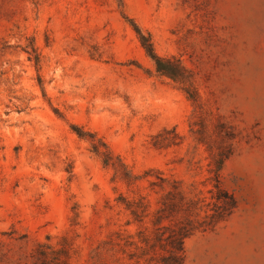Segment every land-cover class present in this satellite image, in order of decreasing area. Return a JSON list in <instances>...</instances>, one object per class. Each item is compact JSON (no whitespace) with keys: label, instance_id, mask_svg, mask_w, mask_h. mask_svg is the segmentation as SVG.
Wrapping results in <instances>:
<instances>
[{"label":"rangeland","instance_id":"obj_1","mask_svg":"<svg viewBox=\"0 0 264 264\" xmlns=\"http://www.w3.org/2000/svg\"><path fill=\"white\" fill-rule=\"evenodd\" d=\"M122 12L157 55L194 73L210 110L238 133L221 175L237 208L185 241L184 264H264V0H123ZM31 42L37 66L25 53ZM191 112L155 75L113 0H0V264H34L38 243L62 237L70 264H92L108 233L136 230L115 205L125 187L72 128L137 176L204 182L209 158L189 133ZM172 129L180 144L155 149L152 138ZM152 180L138 184L142 194Z\"/></svg>","mask_w":264,"mask_h":264},{"label":"trees","instance_id":"obj_2","mask_svg":"<svg viewBox=\"0 0 264 264\" xmlns=\"http://www.w3.org/2000/svg\"><path fill=\"white\" fill-rule=\"evenodd\" d=\"M113 1L151 61L155 75L169 80L190 102L189 133L206 149L210 176L204 182L188 185L158 171L137 176L101 139L72 128L79 138L89 142L90 152L102 167L111 170V181L125 187L126 193L118 194L115 205L126 214V226L137 225L133 233L120 229L108 233L96 243L89 258L92 264H184L185 241L197 234L213 232L237 208V199L223 188L221 175L235 153L238 133L232 124L210 110L200 95L194 73L178 58L157 55L149 33L123 14V0ZM25 53L37 66L39 57L32 42ZM179 144L180 137L174 129L163 130L152 138V146L158 150ZM151 175L154 180L148 182L147 192L142 194L138 184ZM74 216L77 218L76 213ZM72 249L68 238L62 237L56 247L47 238L36 245L34 264H70ZM2 257L0 250V260Z\"/></svg>","mask_w":264,"mask_h":264}]
</instances>
